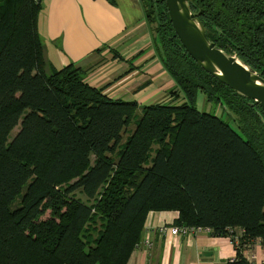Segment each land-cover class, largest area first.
<instances>
[{
  "label": "trees",
  "instance_id": "16d2710c",
  "mask_svg": "<svg viewBox=\"0 0 264 264\" xmlns=\"http://www.w3.org/2000/svg\"><path fill=\"white\" fill-rule=\"evenodd\" d=\"M141 1L173 103L114 100L81 69H54L37 32L42 3L0 0V264H129L150 212L230 238V264L264 241V113L185 53L164 0ZM190 8L209 41L264 79V0ZM198 95L228 115L224 105L238 132L201 112Z\"/></svg>",
  "mask_w": 264,
  "mask_h": 264
},
{
  "label": "crops",
  "instance_id": "0c3cea01",
  "mask_svg": "<svg viewBox=\"0 0 264 264\" xmlns=\"http://www.w3.org/2000/svg\"><path fill=\"white\" fill-rule=\"evenodd\" d=\"M37 32L54 69L67 65L81 69L86 83L103 89L107 97L138 106L175 101L176 83L156 53L141 0H43ZM177 219V212H150L129 264L237 261L228 237L158 234L159 227L177 226ZM241 255L247 264H264V241L242 247Z\"/></svg>",
  "mask_w": 264,
  "mask_h": 264
},
{
  "label": "water",
  "instance_id": "95a60500",
  "mask_svg": "<svg viewBox=\"0 0 264 264\" xmlns=\"http://www.w3.org/2000/svg\"><path fill=\"white\" fill-rule=\"evenodd\" d=\"M190 3L191 0H164L172 29L185 53L209 76L236 95L251 100L248 105H257L264 113V79L236 56L225 53L208 40L198 14L191 11ZM257 114L262 119L261 113Z\"/></svg>",
  "mask_w": 264,
  "mask_h": 264
},
{
  "label": "rangeland",
  "instance_id": "374dc122",
  "mask_svg": "<svg viewBox=\"0 0 264 264\" xmlns=\"http://www.w3.org/2000/svg\"><path fill=\"white\" fill-rule=\"evenodd\" d=\"M43 2V1H42ZM41 2V3H42ZM196 106L197 108L201 111V112H206V113H211V114H214L218 117H220L224 122H227L229 123L230 127L238 132V129L236 127V125L234 124V122L232 120H230V118L228 117V115H226L222 109V107L218 106V105H215L214 103L212 102H209V101H205V98L201 95H198L197 97V101H196ZM134 128V122H132L130 124V126L127 128V131L126 133L124 134L123 136V139L125 138V135L128 133V131H132ZM18 129H19V126L16 127L9 135V142L10 140L14 137V135L18 132ZM74 197H76L78 200H80L81 202H83L84 204H92L91 201H89L87 199V197L82 194L81 192H75L74 193ZM20 198V197H19ZM19 198L17 199V201H15L13 203V207L17 206L19 204Z\"/></svg>",
  "mask_w": 264,
  "mask_h": 264
},
{
  "label": "built area",
  "instance_id": "2783aa9c",
  "mask_svg": "<svg viewBox=\"0 0 264 264\" xmlns=\"http://www.w3.org/2000/svg\"><path fill=\"white\" fill-rule=\"evenodd\" d=\"M42 1L43 0H32L34 4H40ZM157 232L160 236H163L166 234L171 235V236H193L199 233L210 234L211 230L208 228L200 227V226L187 227V226L180 225V226H173V227L162 226L158 228Z\"/></svg>",
  "mask_w": 264,
  "mask_h": 264
}]
</instances>
